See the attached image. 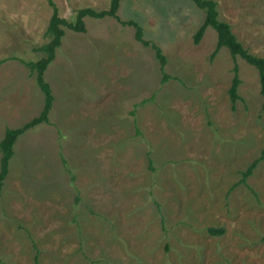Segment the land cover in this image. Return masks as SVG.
<instances>
[{
	"label": "rangeland",
	"instance_id": "1",
	"mask_svg": "<svg viewBox=\"0 0 264 264\" xmlns=\"http://www.w3.org/2000/svg\"><path fill=\"white\" fill-rule=\"evenodd\" d=\"M50 1L75 22L112 0H0V142L44 108L25 62L45 55ZM214 1L264 58V0ZM118 15L162 49L169 77L114 18L66 29L45 72L49 122L19 136L0 189V264H264V160L242 181L264 150L258 71L213 55L212 27L195 43L205 13L192 0H127Z\"/></svg>",
	"mask_w": 264,
	"mask_h": 264
},
{
	"label": "trees",
	"instance_id": "2",
	"mask_svg": "<svg viewBox=\"0 0 264 264\" xmlns=\"http://www.w3.org/2000/svg\"><path fill=\"white\" fill-rule=\"evenodd\" d=\"M123 1L127 0H112L110 8L103 11H97L93 8L80 9L77 13L75 22H69L65 18L60 17L54 3L50 1L51 5L55 7L53 16L47 29V34L50 36V41L39 49L45 55L37 62H25V65L32 71V73L36 74L37 85L38 87H40L45 97L44 108L38 117L33 118L22 127L16 129L8 128L6 130L4 138L0 142V189L3 187L4 181L9 173V163L14 156V148L19 136L39 124L49 122V115L54 103V95L51 86H49V84L45 80V72L48 69L49 65L56 59L57 50L62 45L64 36L66 34V29L74 32L84 33L86 32V18L104 19L106 17L114 18L125 26L133 27L135 28L136 40L146 47L150 46L154 50L155 56L160 62L161 68L163 70V80L166 81L168 79L169 76L165 73V67L168 60L162 49L156 43L145 39L143 28L136 21H122L120 19L118 11L120 9L121 2ZM192 1L199 9L203 10L205 13L204 22L195 35V43H200L206 33V30L209 27H212L217 32L218 39L216 50L213 55H215L220 49L227 48L234 59L241 57L249 65L254 67L258 71V77L260 79L261 85V94L264 96V58L251 54L244 47V45L238 40L237 36L233 33L231 25L220 19L218 5L214 0ZM234 71V79L229 90L230 99L233 104H235L237 100L240 99L238 92L240 78H238L239 71L237 65H235ZM262 160H264V150L262 151L260 158L253 161L247 168V170L243 173V182H245L246 179L253 174L254 170ZM64 162L65 164H67L65 160ZM150 164L151 166H154V162H152V160H150ZM152 168L154 169V167ZM207 231L211 235H222L224 233V230L221 228H209ZM38 262L39 256L37 255L36 264H38Z\"/></svg>",
	"mask_w": 264,
	"mask_h": 264
},
{
	"label": "crops",
	"instance_id": "3",
	"mask_svg": "<svg viewBox=\"0 0 264 264\" xmlns=\"http://www.w3.org/2000/svg\"><path fill=\"white\" fill-rule=\"evenodd\" d=\"M31 120H32V119H31ZM24 123H25V122H24ZM24 123H23V124H24ZM27 123H28V122H27ZM23 124H21V126H19V127H17V128H20V127H22V126H23ZM25 124H26V123H25ZM1 126H2V123H1ZM10 128H13V127H10ZM2 129H3V127L0 129V133H1L0 137L2 136V131H1ZM7 129H8V128H7ZM7 129H6V130H7Z\"/></svg>",
	"mask_w": 264,
	"mask_h": 264
}]
</instances>
